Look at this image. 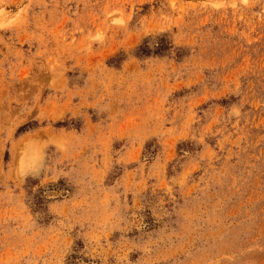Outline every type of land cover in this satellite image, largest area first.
<instances>
[{"label":"rangeland","instance_id":"374dc122","mask_svg":"<svg viewBox=\"0 0 264 264\" xmlns=\"http://www.w3.org/2000/svg\"><path fill=\"white\" fill-rule=\"evenodd\" d=\"M0 264H264V0H0Z\"/></svg>","mask_w":264,"mask_h":264}]
</instances>
